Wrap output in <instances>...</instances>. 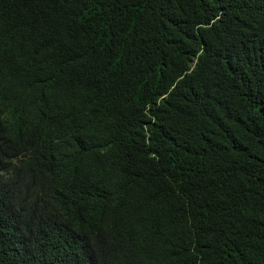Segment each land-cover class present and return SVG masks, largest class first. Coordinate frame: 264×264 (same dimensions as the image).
<instances>
[{"label":"trees","instance_id":"trees-1","mask_svg":"<svg viewBox=\"0 0 264 264\" xmlns=\"http://www.w3.org/2000/svg\"><path fill=\"white\" fill-rule=\"evenodd\" d=\"M0 73V264H264V0H0Z\"/></svg>","mask_w":264,"mask_h":264},{"label":"clouds","instance_id":"clouds-1","mask_svg":"<svg viewBox=\"0 0 264 264\" xmlns=\"http://www.w3.org/2000/svg\"><path fill=\"white\" fill-rule=\"evenodd\" d=\"M3 100H7V104L2 114L9 121L21 124L40 119L46 102L42 89L36 84L11 89L0 73V103Z\"/></svg>","mask_w":264,"mask_h":264}]
</instances>
